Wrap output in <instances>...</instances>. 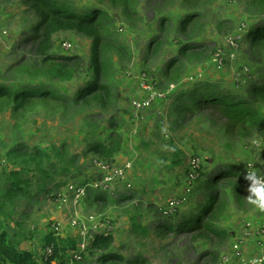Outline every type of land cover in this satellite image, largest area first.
Returning <instances> with one entry per match:
<instances>
[{"label": "rangeland", "instance_id": "rangeland-1", "mask_svg": "<svg viewBox=\"0 0 264 264\" xmlns=\"http://www.w3.org/2000/svg\"><path fill=\"white\" fill-rule=\"evenodd\" d=\"M70 1L75 5L87 1L109 12L113 9L118 37L129 46L131 58H120L112 53V104L99 105L89 101L63 113L59 109L53 111L38 104L18 123L15 121L17 119L11 117V110L7 109L0 112V130L4 131L3 137L9 143L34 138L52 142L57 139L60 143L65 141L69 144L74 142V138H79L80 132L86 134L89 142L96 137L105 138L106 134L107 138L112 133L110 131L120 127L118 132L122 136L123 147L116 154L115 161H102L104 170L94 174L89 165L101 160H92L95 157L89 159L88 155L71 168L76 171V178L66 179L67 186H72L70 182L79 183L88 176L107 177V194L112 196L114 203L106 206L87 203L81 207L80 200L79 204L73 206V194L70 192L66 195L62 192L64 188H61V197L41 201L30 213L23 217H13L20 220L24 233H34L33 238L27 242L28 246L41 252L44 245L42 239L47 229H53L56 236L77 241L81 234H91L100 225L114 234L116 251L129 260L133 256L145 260L139 264H222L221 259L228 263L231 256L227 252L233 243L238 247L240 257L238 260L232 259L228 264L253 262L261 256L260 249L264 244V211L248 202L249 185L242 186L238 191L232 187L228 189L218 221L219 228L226 235L222 240L210 233L195 238L196 233L192 235L184 231L176 234L159 228L164 224L175 226L176 221L170 219L172 210L181 203L179 197L182 194L193 195L198 204L204 201L202 192L193 191L188 185L186 168L197 169L201 161L205 160L210 168L205 171L206 175L214 174L216 169L225 165H233L241 175L249 171L264 176V141L254 131L226 121L221 115L207 110H202L198 115L187 113L188 117L181 124H176V117L168 113L171 101L167 102V89L171 82H160L163 79L162 63L168 59L169 54L162 52L151 56L147 53L145 32L150 26L157 27L162 19L163 24L167 25L170 24L166 19L168 17L172 16L175 23L181 14L191 10L201 12L204 17L199 40L203 45L196 57L181 58L180 80L185 84L190 83V89L198 80L215 83L221 89H226L236 81L237 76L241 80L244 68L245 72L256 74V78L264 73V54L249 50L248 43L243 42L249 27L259 24L264 16L263 1L138 0L135 6L137 14L129 17L124 15L121 8L114 6L117 0H114V5L109 0L104 3L100 0ZM36 21V15L28 6L17 0H0V82L9 79L17 83H30L37 79L26 81V77L20 76L15 70L20 64L23 65V61L33 69H40L42 59L30 41ZM168 35L175 40L178 38L173 32H168ZM54 38L64 56L77 57L81 66L88 63L92 42L90 38L69 31L60 32ZM230 47L235 51L234 56H230ZM174 52L176 49L173 47L172 54ZM219 53L223 56V65L217 70L214 64ZM43 80L47 81L45 78ZM203 83L198 85L203 87ZM261 83L255 81L251 86ZM76 86L64 87V95L71 97ZM182 91L178 90L174 97ZM157 93L165 94V99L155 103V97L143 110L135 108V102L150 99L152 94ZM175 150L180 152L181 163L171 169V155ZM2 154L3 147L0 144ZM59 178L64 181L60 175ZM116 182H120L118 188L114 187ZM114 190L123 196L132 194L135 202L116 203V195L112 193ZM154 205L161 206L166 212L157 211ZM166 216L171 218L167 219ZM135 219H149V223L153 224L147 223L146 227L152 232H142L132 227L130 223L135 222ZM47 223L49 225L46 227ZM241 247H245L243 254L239 253ZM86 248L87 244L84 250ZM203 252H213L215 259L210 257L203 260ZM98 255L90 259V264H100L96 261ZM75 261L71 260L70 264H86L84 259ZM109 264L124 263L117 261Z\"/></svg>", "mask_w": 264, "mask_h": 264}, {"label": "trees", "instance_id": "trees-1", "mask_svg": "<svg viewBox=\"0 0 264 264\" xmlns=\"http://www.w3.org/2000/svg\"><path fill=\"white\" fill-rule=\"evenodd\" d=\"M100 1L104 3L105 0ZM109 1L114 5V0ZM137 1L117 0V5L114 6L121 8L124 15L129 17L137 14L138 10L135 9ZM262 1V9H264V0ZM17 2L28 6L37 17L31 30L33 34L30 41L34 43L35 52L41 57L42 63L39 70L27 65L26 61L16 67L15 70L20 76H25L26 81L37 78L30 83H17L9 79L0 82V112L10 109L11 117L17 119L15 121L18 123L38 104L47 106L53 111L59 109L61 113L83 106L89 101L99 105H111L112 53L120 58L123 56L131 58L128 44L118 37V28L112 15L113 9L109 12L108 9L104 10L99 5L87 1L78 5L70 0H17ZM119 3L122 5L120 6ZM203 17L201 12L191 10L181 14L175 23L171 16L166 18L170 24H163L162 19L157 27L150 26L145 32L147 53L151 56L162 52L169 54L168 59L162 63L163 79L160 80V82L163 80L171 82L167 89V95L169 94L167 102L171 101L168 113L176 117V124H181L188 117L187 113L198 115L202 110L214 112L226 121L254 131L264 141V73L256 78V74L245 72L244 68L241 80L239 81L237 76L236 81L226 89H221L215 83H203V80L195 82L194 87L190 89L188 88L190 83L185 84L180 80L181 58L196 57L197 51L202 48L203 42L199 37L203 30L201 23ZM65 31L75 32L92 40L87 64L81 66L77 57L64 56L62 50L57 48L54 37ZM168 32H173L178 38L176 40L169 38ZM180 37L183 39L181 40ZM243 42L248 43L249 50L264 54V16L259 24L249 27ZM173 47L176 49L174 54H172ZM214 66L217 70L222 67L217 64ZM255 81L263 83L251 86ZM199 83L205 86L201 87ZM75 84L77 86L73 90V95L65 96L64 87ZM178 90L183 91L174 97ZM162 100H156L155 103ZM119 129L120 127H117L113 129L114 131H110L112 133L109 132L107 138L106 134L105 138L96 137L89 142L86 134L80 132L79 138H74V142L69 144L65 141L60 143L57 139L52 142V140L34 138L9 143L3 137L4 131L0 130V144L3 147V154L0 155V264H70L71 260L75 261L74 257L81 243L80 238L77 241L63 238L56 236L53 229H47L42 239L44 245L38 253L27 244L34 233L32 231L24 233L20 220H15L13 217H23L40 205L41 201L61 197L59 192L61 188H64L62 192L69 195L66 179L76 178V171L71 168L86 156L89 155V159L95 157L92 160L100 159L103 162L115 161L116 154L123 147ZM179 154L180 152L175 150L171 155V169L180 165ZM91 166L89 165V168ZM92 168L94 174H98L93 166ZM208 169H210L209 164L205 160L201 161L197 169L191 170L190 167L185 169L188 185L193 191L202 192L201 197L204 201L198 204L193 195L182 194L179 197L181 203L174 208L172 218L166 216L167 219L176 221L175 226L164 224L159 227L160 229L176 234L184 231L192 235L196 233L195 238L209 233L219 240L225 238L226 235L219 228L218 221L227 199L228 189L232 187L238 191L242 186H248L250 181L245 180L246 174L241 175L233 165L218 168L211 175L205 174ZM59 175L64 181L60 180ZM100 177L88 176L79 183L70 182V184L76 185L77 188L86 187L97 182ZM118 186L119 184L114 185L115 188ZM112 193L116 195V203L135 202L132 194L123 196L115 190ZM80 200L81 207L86 206L87 203L91 205L100 203L103 206L114 203L112 196L106 192L89 188ZM154 207L157 211L166 212L161 206L154 205ZM135 222L130 225L137 227V230L152 232L146 227L149 219L142 221L135 219ZM48 225L49 223L45 226ZM114 242L115 237L112 232L94 234L81 257L86 264H90V259L96 254H99L96 261L100 264L117 261L124 264H139L145 261L140 256H133L131 257L133 259L129 260L130 258L116 251ZM47 248L51 250L49 255L44 254ZM210 257L214 260L215 254L213 252L201 254L203 260Z\"/></svg>", "mask_w": 264, "mask_h": 264}, {"label": "built area", "instance_id": "built-area-1", "mask_svg": "<svg viewBox=\"0 0 264 264\" xmlns=\"http://www.w3.org/2000/svg\"><path fill=\"white\" fill-rule=\"evenodd\" d=\"M235 42H236V40H235ZM237 46H238V44H237ZM230 48H231L230 50L232 51L231 54H230V56H234L235 51L233 50L232 47H230ZM237 48H236V50H237ZM222 58L223 57L220 56V53H219V55H217V57L215 59V63L218 66H222L223 65ZM221 62H222V64H221ZM170 87L172 88L173 86H170ZM144 89L147 90L146 87ZM155 97H156V100L165 99V94L164 95L163 94H159V93H157V95H153L152 94L150 99H144V100H140V101L138 100L137 102L134 103L135 108L137 110H139V109L143 110V107H147L149 104H151V100L152 99H155ZM98 161H93L92 166L98 172L99 171L101 172V171L104 170V167H103V164L101 163L102 161H100V162H98ZM192 166H194V165H192ZM106 184H107V177H104V176L102 177L101 176L97 182H93L92 184H89L86 187H79V188H77V186L74 185V184H71L72 186L69 185V191L73 194V201L71 202V204L73 206H76L77 203L79 202V200L82 197H84L85 191L88 188L89 189H92V190H100L102 192L108 193V191H107L108 189L106 187ZM116 184H120V182H116ZM73 225L75 226L76 224H73ZM97 229L94 232H92L91 234H88L87 232L81 234V238H80L81 239V243L78 246L79 248H78V251H77V253H76L75 257H74V260L80 261L82 259L81 254L85 252L84 245L87 244V246H88V242H89V240H91V238L93 237L94 234H99V233H105L106 234L108 232V229L107 228H103V226H100V225H98V228ZM244 248L245 247H241L239 253L243 254ZM237 249H238V247L236 245H234V243H233L231 245L229 251L227 252V254L231 256V260L232 259H236V260L239 259L240 254H238ZM260 251H261V256L256 257L253 260V262H251L250 264H264V244L261 245ZM50 252H51V250L48 249V248L44 250V254H46V255H49ZM221 263L222 264H228V263H225L222 259H221Z\"/></svg>", "mask_w": 264, "mask_h": 264}, {"label": "clouds", "instance_id": "clouds-1", "mask_svg": "<svg viewBox=\"0 0 264 264\" xmlns=\"http://www.w3.org/2000/svg\"><path fill=\"white\" fill-rule=\"evenodd\" d=\"M245 180L250 181L247 189L249 195L248 202L261 211H264V176L256 172L247 171Z\"/></svg>", "mask_w": 264, "mask_h": 264}, {"label": "bare ground", "instance_id": "bare-ground-1", "mask_svg": "<svg viewBox=\"0 0 264 264\" xmlns=\"http://www.w3.org/2000/svg\"><path fill=\"white\" fill-rule=\"evenodd\" d=\"M173 211V210H172Z\"/></svg>", "mask_w": 264, "mask_h": 264}]
</instances>
